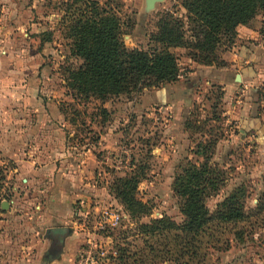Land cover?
<instances>
[{
  "label": "rangeland",
  "instance_id": "rangeland-1",
  "mask_svg": "<svg viewBox=\"0 0 264 264\" xmlns=\"http://www.w3.org/2000/svg\"><path fill=\"white\" fill-rule=\"evenodd\" d=\"M66 1L0 0V172L6 177L0 188V264L33 262L37 251L46 250L39 248L48 242L46 230L57 225L49 214L59 211L69 214L65 242L74 264L86 258L95 264H264V210L257 208L264 177V12L250 26L257 32L252 42L259 45L261 62L245 66L249 83L258 89L255 108L262 127L244 134L238 117L245 86L237 69L229 110L223 87L184 77L161 86L166 87L163 100L161 88L105 103L69 97L63 70L76 60L70 56L67 25L61 23ZM96 1H108L120 17L130 50L151 48L149 37L163 14H185L181 0H161L151 8L145 0ZM178 52L185 74L194 62L186 50ZM35 128L51 131L37 134ZM49 145L52 159L34 162L36 174L28 184L14 174L23 161L1 151L12 149L23 158ZM200 145H209L203 157L195 154ZM205 159L223 173L222 186L205 199L210 214L233 198L244 219L213 220L195 237L144 232L142 226L152 219L181 224L174 178ZM138 164L146 166L138 197L149 212L132 218L108 187Z\"/></svg>",
  "mask_w": 264,
  "mask_h": 264
},
{
  "label": "trees",
  "instance_id": "trees-1",
  "mask_svg": "<svg viewBox=\"0 0 264 264\" xmlns=\"http://www.w3.org/2000/svg\"><path fill=\"white\" fill-rule=\"evenodd\" d=\"M180 6L184 15L165 13L158 19L156 30L149 37V50H130L123 42L124 23L108 1L103 4L96 0L64 2L61 23L67 25L70 56L76 60L75 65L63 70L66 94L78 101L93 99L105 103L175 83L184 75L177 49L186 50L198 65L224 66L217 56L219 47L232 45L238 31L250 27L264 12V0H181ZM207 151L209 145H200L195 154L203 157ZM207 160L198 166L188 164L174 178L172 190L180 201L181 224L167 218L152 219L142 226L144 232L150 235L177 232L195 237L213 220L244 219L234 207L233 198L224 200L215 214H210L205 199L222 186L223 173ZM145 176L146 166L131 165L128 173L113 178L108 187L109 194L132 218H141L149 212L138 197V187ZM5 179L0 172V188ZM262 182L259 210H264V177Z\"/></svg>",
  "mask_w": 264,
  "mask_h": 264
},
{
  "label": "crops",
  "instance_id": "crops-1",
  "mask_svg": "<svg viewBox=\"0 0 264 264\" xmlns=\"http://www.w3.org/2000/svg\"><path fill=\"white\" fill-rule=\"evenodd\" d=\"M253 40H257V32L256 30L250 27H242L237 33V39L235 41L234 46L229 49V46H224L219 52L218 56L221 61L225 63L224 66L221 67H204L195 65L194 63L185 68L186 73L184 75H180V77H184L187 81H198L207 79L208 82H213L221 87L225 91V102L227 103V109L229 110V88L233 85L234 81L232 80V70H240V83L245 86L242 91L243 96V111L239 114L238 123L241 128V132L244 134H250L253 132H257L261 129L262 123L260 118H258L256 113V106L259 102L258 89L255 86H251L250 79L248 76V69L245 67L247 63L251 64H259L261 62V58L259 55V45H254ZM250 47H254L253 49ZM177 54H179L178 49L175 50ZM196 79V80H195ZM160 98L165 97L166 87H163L159 90ZM163 106H166V102L164 101ZM37 134L41 131L49 132L50 128L42 129L35 128L33 129ZM50 139L53 142L52 136ZM4 155H7L10 159H18L20 158L23 162H19L18 171L14 170V174L21 177L22 181L25 184L31 183L34 181V172L31 169V166L34 162H40L45 160L47 163L52 159V145H49L47 149L41 150V152H37L34 155V152L27 151L29 154L23 156L21 158V154L15 152L12 149H2L1 150ZM23 175H26L27 178H23ZM66 217H69V214L66 216L63 212H51L49 214V218L53 219L56 222V226L52 228H48L46 230L47 233V241L45 244L39 246H46V250L44 252L37 251V258H33V262L30 260L24 261L22 264H74L73 262V249L67 248L68 244L65 242L66 238H68L71 233V228L65 226L66 225ZM33 247H36L33 246ZM69 251L71 254H68ZM67 252V254H65Z\"/></svg>",
  "mask_w": 264,
  "mask_h": 264
},
{
  "label": "water",
  "instance_id": "water-1",
  "mask_svg": "<svg viewBox=\"0 0 264 264\" xmlns=\"http://www.w3.org/2000/svg\"><path fill=\"white\" fill-rule=\"evenodd\" d=\"M146 1V6L148 8H151L153 7V5L156 3V2H160L161 0H145Z\"/></svg>",
  "mask_w": 264,
  "mask_h": 264
},
{
  "label": "built area",
  "instance_id": "built-area-1",
  "mask_svg": "<svg viewBox=\"0 0 264 264\" xmlns=\"http://www.w3.org/2000/svg\"><path fill=\"white\" fill-rule=\"evenodd\" d=\"M113 256H116V252H113ZM84 264H95V262H94L93 260H88V259L86 258Z\"/></svg>",
  "mask_w": 264,
  "mask_h": 264
}]
</instances>
